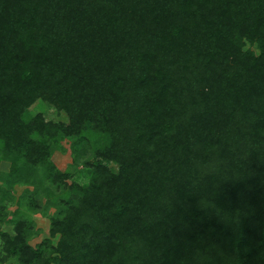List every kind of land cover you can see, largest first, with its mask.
Returning a JSON list of instances; mask_svg holds the SVG:
<instances>
[{
	"label": "trees",
	"instance_id": "16d2710c",
	"mask_svg": "<svg viewBox=\"0 0 264 264\" xmlns=\"http://www.w3.org/2000/svg\"><path fill=\"white\" fill-rule=\"evenodd\" d=\"M0 163V264H264V0H0Z\"/></svg>",
	"mask_w": 264,
	"mask_h": 264
},
{
	"label": "rangeland",
	"instance_id": "374dc122",
	"mask_svg": "<svg viewBox=\"0 0 264 264\" xmlns=\"http://www.w3.org/2000/svg\"><path fill=\"white\" fill-rule=\"evenodd\" d=\"M30 110L33 113H35L36 111H43V109L40 108V106H38V105H34L33 107H31ZM55 115L56 114L53 111H48L45 114V116L48 117L49 119H55V120L61 119L62 121H64L63 115H61L60 118H57ZM70 154L71 153H70L69 145L67 143H65V144H63V149L61 148V149L53 151L52 162L61 171H64L67 169L71 170V168L69 167L71 165V161H72ZM80 169H81V166L77 167L76 169L72 168V172H74L76 174L77 171ZM7 170H8V164L0 163V173L7 172ZM76 177L77 176H75V178ZM78 179L80 180V178H78ZM22 189H23L22 187H15L16 196L18 194H20ZM48 217H49L48 213H46V214H42V213L39 214L38 213L35 215H31V219L35 222L36 227L41 231L40 236L38 238H35L33 241H31L32 244L39 242L41 238H44L47 236V230H48V224H49ZM2 229H6L7 231H10V228H8V227H3Z\"/></svg>",
	"mask_w": 264,
	"mask_h": 264
}]
</instances>
